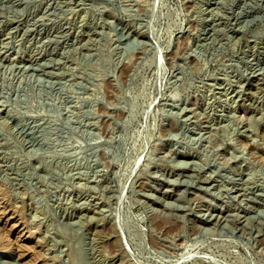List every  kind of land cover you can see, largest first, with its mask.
<instances>
[{
	"label": "rangeland",
	"instance_id": "1",
	"mask_svg": "<svg viewBox=\"0 0 264 264\" xmlns=\"http://www.w3.org/2000/svg\"><path fill=\"white\" fill-rule=\"evenodd\" d=\"M0 264H264V0H0Z\"/></svg>",
	"mask_w": 264,
	"mask_h": 264
},
{
	"label": "bare ground",
	"instance_id": "2",
	"mask_svg": "<svg viewBox=\"0 0 264 264\" xmlns=\"http://www.w3.org/2000/svg\"><path fill=\"white\" fill-rule=\"evenodd\" d=\"M166 221V220H165Z\"/></svg>",
	"mask_w": 264,
	"mask_h": 264
}]
</instances>
